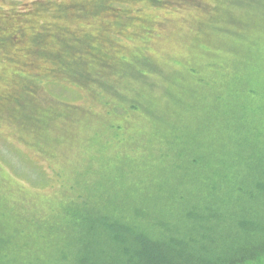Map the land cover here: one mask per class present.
I'll return each instance as SVG.
<instances>
[{
	"label": "rangeland",
	"instance_id": "1",
	"mask_svg": "<svg viewBox=\"0 0 264 264\" xmlns=\"http://www.w3.org/2000/svg\"><path fill=\"white\" fill-rule=\"evenodd\" d=\"M263 5L0 0L1 242L9 235L41 256L61 244L75 192L107 174L130 180L132 166L172 153V109L184 118L190 110L179 97L226 88L242 72L252 101L250 83L264 85Z\"/></svg>",
	"mask_w": 264,
	"mask_h": 264
},
{
	"label": "trees",
	"instance_id": "2",
	"mask_svg": "<svg viewBox=\"0 0 264 264\" xmlns=\"http://www.w3.org/2000/svg\"><path fill=\"white\" fill-rule=\"evenodd\" d=\"M241 73L221 90L177 95L178 108L190 110L184 118L172 109V153L132 166L130 180L107 174L75 192L62 243L42 256L4 236L0 264H264V85L250 83L249 101ZM230 99L235 109L226 111ZM128 106L139 109L137 101ZM214 119L221 127L212 128Z\"/></svg>",
	"mask_w": 264,
	"mask_h": 264
}]
</instances>
